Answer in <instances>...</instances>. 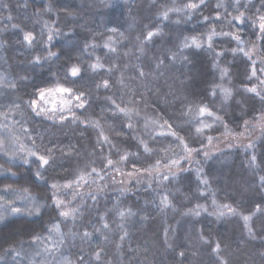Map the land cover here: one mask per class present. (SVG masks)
Returning <instances> with one entry per match:
<instances>
[{
  "label": "trees",
  "instance_id": "obj_1",
  "mask_svg": "<svg viewBox=\"0 0 264 264\" xmlns=\"http://www.w3.org/2000/svg\"><path fill=\"white\" fill-rule=\"evenodd\" d=\"M192 3L200 6L186 7ZM240 5L236 11L235 0H0V264H81V257L83 264H264V130L252 147L206 150L209 141L241 135L260 121L253 117L261 102L244 88L259 89L257 77L264 80L258 58L264 39H257L264 36L258 20L264 4ZM240 13L251 19L232 20ZM213 28L241 35L245 51L258 46L256 77L248 79V58L230 51L238 47L231 37L217 35L208 47L204 41ZM149 32L159 34L148 39ZM26 33L34 36L31 44ZM49 52L58 55L48 58ZM96 64L102 67L93 70ZM74 65L81 69L77 77L70 76ZM224 68L229 75L221 80ZM215 84L231 88L233 98L225 103L219 90L212 96ZM58 87L73 89L71 99L83 93L85 108L74 100L55 119L37 116L28 106L32 93ZM113 101L129 115L118 113ZM198 105L215 115L197 120ZM29 151L54 161L44 166L43 179L34 176L36 156L24 163ZM118 166L119 176L129 180L84 192L71 203L72 215H59L53 193L64 187L52 184L73 186L80 175L109 177ZM6 186L10 191H3ZM24 189L45 205L39 216L26 214L32 203L19 198L27 195ZM165 196L171 206L163 205ZM9 205L22 213L11 214ZM220 211L225 215H216ZM217 243L219 254L213 251Z\"/></svg>",
  "mask_w": 264,
  "mask_h": 264
},
{
  "label": "snow or ice",
  "instance_id": "obj_2",
  "mask_svg": "<svg viewBox=\"0 0 264 264\" xmlns=\"http://www.w3.org/2000/svg\"><path fill=\"white\" fill-rule=\"evenodd\" d=\"M250 2V0H249ZM262 4H264V0H261ZM200 3L203 4L204 3V0H200ZM235 4H236V8L234 10L238 11L239 10V7L241 6L240 5V0H235ZM200 5L198 4H195V3H192V4H189L187 5L186 7L188 8H191V9H195V8H198ZM223 7V4H217V8H221ZM51 10V9H49ZM226 11V9H225ZM167 14L165 13V18H166ZM9 19H11V17H9ZM207 19V18H205ZM248 19H251V17H246L244 13H240L239 15L235 16V17H232V20H239L240 21V24H244L246 20ZM232 20H229L228 23L231 24L232 23ZM258 20H259V31L261 33H264V15H260L258 17ZM159 33L156 32H149L148 33V36L147 38L148 39H151L152 36L154 35H158ZM217 35H224V36H229L231 37L233 40H235L237 43H238V47L237 48H234V49H230V51H232L234 54L239 52V53H242L245 57L248 58V60L251 62V75L248 77L249 80H251L253 77H256V61L253 59L254 56L257 55L259 49H258V46L256 44H253L251 49H249L248 51H245L243 47H239V45H242L244 44V40L242 39L241 35L237 34V33H233V32H227V33H224V32H221V33H217L215 31V29H211L210 30V33L206 36L205 38V43H207L208 47L209 48H212V39L213 37L217 36ZM24 39L29 43L31 44L32 41L34 40V36L31 34V33H26L24 35ZM188 39H191V42L192 44H194L196 47H202L203 44L197 40L196 37H191V38H185V40L187 41ZM257 39H264V36H260L258 37ZM49 40H51V37H49ZM191 45H189L188 43H185L183 45V47H189ZM58 55L57 53H53V52H49V57L48 58H51L53 56H56ZM223 53H217V56H222ZM174 58V57H173ZM258 58L260 59V62L262 64H264V54H262L261 56H258ZM40 60V57H36V61L39 62ZM218 64H214V67H217ZM93 68V70H96L100 67H102V65L100 64H96V65H92L91 66ZM108 71H111V69H108ZM260 71L262 73H264V68H261ZM81 72V69L78 67V66H72L70 68V76L71 77H77L79 76ZM141 75H143V72H141ZM229 75V72H228V69L227 68H224L222 70V73H221V80H223L225 77H228ZM261 87L258 89L257 87L253 86V87H245L244 88V91L246 93H251L253 94V98H258L261 102V109L260 110H257V114L253 117V119H258V120H261V121H264V80H259V78L257 77ZM122 82V81H121ZM101 85H97V87H100ZM103 87L107 88L109 87V84H108V81H104ZM217 90H219L221 96H222V100L226 103L228 102L229 100H231L233 98V91L231 88H228V87H225L224 85L222 84H215L213 85V88H212V91H211V95L212 96H216L217 94ZM55 91L57 93H66V94H72L73 92V89L71 88H67V87H58L55 89ZM53 93V90L52 89H37L34 93H32V95L34 97H36L35 99H31L30 101H28V106L29 108L37 115V116H41V115H48V118L49 119H55V113L57 111H60V112H63L66 110V105L68 104V101H61L60 102V105L57 106L56 104H53L51 106V108L49 109V107L47 106V101H46V95L50 96L52 95ZM82 97L84 99H86V97H84V94L81 93L80 95H76L74 96V99L77 100V101H80V103L77 104V107L78 108H85V103L82 101ZM114 105H115V101L112 102ZM43 105V106H42ZM116 109H117V112L118 113H122L124 114L125 116H128L129 115V112L127 109L125 108H121L119 105H115ZM187 111L188 112H191L192 109L191 108H187ZM49 112H51L53 115H49ZM196 112H197V120H199L201 117H203L204 115H208V116H214L215 114L209 109L207 108V106H197L196 108ZM217 120L223 122V118L222 117H215ZM64 119H66V117H64L63 115L60 116V120L63 121ZM83 123V121H82ZM93 123L96 127H100L99 125V122H91ZM245 126H247V124L249 123L248 121H245ZM126 127L128 128H131L132 127V124H127ZM171 127V125H169V128ZM205 128H210L211 125H204ZM225 127L227 128V125H225ZM197 132H202L203 131V128H197L196 129ZM103 130L101 129V134H102ZM172 136H176L177 134L175 132H171L170 133ZM179 139V137H177ZM211 139V138H209ZM102 142L103 143H108V144H111V141L109 140V138L107 136H102ZM97 143L100 144L101 143V140L98 139L97 140ZM141 143L143 144V141H141ZM114 147V145H113ZM185 147H187L185 145ZM247 147H252V145H248ZM4 149V142L3 140H0V150H3ZM19 151H24L23 149V145H20L19 146ZM144 151L145 152H150L151 149H149L147 147V145H144ZM49 155H51V150H49ZM205 155H207V153H205ZM29 156H36L37 157V162L39 163L40 165V168L38 170H36L34 172V176L38 179H43V177L41 176V171L44 170V166H49L50 164L54 163V161H50V159L46 158V156H43V155H37V153L35 152H27L26 156L24 157V163H28V158ZM128 158V154L125 153L124 155H121L120 159L122 161H125L127 160ZM256 160V156L253 155L251 157V161L254 162ZM173 163H176L175 161ZM115 162L111 159H107V166H114ZM157 164H159V161H157ZM97 170L95 168H92L91 169V172H96ZM91 173H89L90 175ZM12 175H16V173H12ZM173 178L176 177V173H172L171 174ZM163 179L165 180H168L169 177L167 175H165L163 177ZM81 180H84V175H80L78 177V179L75 181V183L77 185H79L80 181ZM261 180L264 181V177H261ZM205 184L208 183L207 180H204L203 181ZM52 189H57L58 187H64V188H71L72 187V183H66L64 185H57V184H52L51 185ZM5 192H8L10 191V189L6 186L5 189L3 190ZM27 195L26 196H22V197H19L20 199H25V200H30L31 203H32V207L31 208H27L25 210L26 214L28 216H32V215H36V216H39L41 214V209L43 207H45L44 204H41L37 198L35 196H33L29 191L28 189H24L23 190ZM52 203L53 205L59 209L61 207V204L63 203L62 201L60 200H57L55 199V192L53 193V199H52ZM162 203L165 207H168V206H171V202L168 200V197L165 196L163 197L162 199ZM213 203H215V201H213ZM0 207H3V205H0ZM10 209H11V214H14V215H19L22 213V210L19 209V208H15V207H11V205H9ZM197 207H201L200 205H197ZM224 208L227 209L228 213H232V214H235V209L231 208L229 205H224L223 206ZM207 209H205L206 211ZM259 206H257V211H259ZM76 210H73V213L75 212ZM130 212V210H129ZM73 213H70L68 211H60L59 212V215L61 217H64V218H67L69 217L70 215H72ZM199 213H197L198 215ZM119 215L121 217H123L125 215V213L123 211L119 212ZM216 215L218 216H223L225 215V213L223 211H220L218 213H216ZM5 219V217L3 215H0V222H3ZM244 219L247 221L248 219H250V217H244ZM104 227H107V224L104 225ZM47 231H52V229H46ZM56 230L59 231V228L58 226L56 227ZM249 232L251 234V229H249ZM84 237H88L90 235V233H87L85 232L84 234ZM126 235V233H125ZM33 239L34 240H40L41 239V236L39 234H33ZM121 239H123V237H121ZM203 239V237H202ZM53 247H56L55 245ZM45 251L47 252L48 249H45ZM214 252H216L217 254H219V251H220V244L217 243L215 248L213 249ZM19 254V253H18ZM37 255H39V253H37ZM179 255L183 256L184 253L181 252L179 253ZM95 258L96 260H100V253H96L95 254ZM81 264H83V258L81 257ZM66 264H71L70 261L66 262ZM223 264H227V261H223Z\"/></svg>",
  "mask_w": 264,
  "mask_h": 264
},
{
  "label": "rangeland",
  "instance_id": "obj_3",
  "mask_svg": "<svg viewBox=\"0 0 264 264\" xmlns=\"http://www.w3.org/2000/svg\"><path fill=\"white\" fill-rule=\"evenodd\" d=\"M75 99H71L68 94L66 93H57L56 91H53L52 95L48 96L46 95V101L47 106L49 109L53 104H56L57 106L60 105L61 101H68L67 107L72 106ZM72 103V104H71ZM43 106V105H42ZM261 130H264V121H258L257 124H254L250 129L246 130L243 134L237 135V134H231L230 136H225L222 138H218L212 141H209L207 146V151L209 153H214L216 151H220L225 148H229L235 145L238 146H248L252 145L254 139L256 138V135L259 134ZM119 166L115 167V172L112 173L109 177L101 175L98 178H86L84 180H81L79 185L76 183L73 184L71 188H58L55 192V197L57 200L62 201L61 204L62 211H73L71 207V203L82 193L88 192V191H99L103 187L110 185L109 181L115 184H123L130 177V175L124 176L122 179L119 174ZM161 170V169H160ZM163 171H166L165 169ZM164 173V172H163Z\"/></svg>",
  "mask_w": 264,
  "mask_h": 264
}]
</instances>
